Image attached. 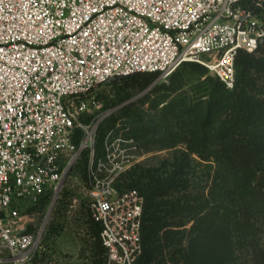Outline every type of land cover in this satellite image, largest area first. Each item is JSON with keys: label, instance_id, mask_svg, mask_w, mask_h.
Masks as SVG:
<instances>
[{"label": "built area", "instance_id": "2783aa9c", "mask_svg": "<svg viewBox=\"0 0 264 264\" xmlns=\"http://www.w3.org/2000/svg\"><path fill=\"white\" fill-rule=\"evenodd\" d=\"M261 42L264 0H0V264H57L37 216L85 151L103 264H136L145 199L122 183L146 154L112 130L96 157L98 128L114 109L94 91L116 77L168 78L184 62L233 89L238 51Z\"/></svg>", "mask_w": 264, "mask_h": 264}, {"label": "trees", "instance_id": "16d2710c", "mask_svg": "<svg viewBox=\"0 0 264 264\" xmlns=\"http://www.w3.org/2000/svg\"><path fill=\"white\" fill-rule=\"evenodd\" d=\"M252 1L247 0L248 3ZM235 68L236 82L232 90L212 74L201 80L210 72L198 63L185 62L181 64L180 71L173 73V77H180L179 87L175 90L194 83L198 92L203 87L206 96L205 101L190 110L194 115L191 122L181 123L175 106V126L180 124L179 128L185 131L184 137H179L178 141H170L166 135L172 121L168 115L146 125L141 123L140 114L134 113L132 122L136 124L130 127L128 123L120 131L125 137L135 139L142 149L150 145L169 148L181 142L186 145V150L175 152V165L170 173L163 175L140 170L137 178L126 182L128 175L136 173L137 166L123 177L122 186L137 189L145 199L143 253L136 264H162L166 248H172L170 252L175 257V227L195 220L193 230L196 222L202 224L197 238L205 236L211 227L213 217L204 213L207 209L216 210L214 206L207 204L209 200L202 201L200 196L187 193L191 186L188 174L192 161L206 162L214 172L209 176L212 180L210 196L217 204L224 199L235 198L255 185L264 193V42L252 53L239 50ZM158 77V73H141L114 78L113 84L120 85L117 98L124 101L135 93L146 91ZM127 107V111H132L134 104ZM103 124L97 131L96 157L104 156L106 137L110 131L116 130L113 127L108 131ZM80 134L77 132L78 136ZM89 158V152L85 151L80 161L81 168H87ZM92 223L97 236L98 264H103L101 228ZM256 257L255 264H264L263 253Z\"/></svg>", "mask_w": 264, "mask_h": 264}, {"label": "rangeland", "instance_id": "374dc122", "mask_svg": "<svg viewBox=\"0 0 264 264\" xmlns=\"http://www.w3.org/2000/svg\"><path fill=\"white\" fill-rule=\"evenodd\" d=\"M180 68L181 65L175 72L180 71ZM208 75L211 73L201 80ZM179 79V75L173 77V74L168 78L158 77L146 91L135 93L124 101L117 98L120 85L113 84L114 79L99 86L92 96L96 97L104 108L114 109L103 122V126H106V130L114 127V132L119 133L128 123L129 126L136 124L132 122L135 114H140L141 123L146 125L168 115L172 121L166 135L170 141H178L179 137H184L185 131L179 128L180 124L175 126V106L180 122L187 123L194 118L190 110L206 99L203 87L201 92H198L194 83L175 90L179 87ZM130 104H134L133 112L127 111ZM140 142L143 144L142 140ZM179 150H186V145L181 142L169 148L158 145L145 146V158L134 166H138L136 173L134 171L128 175L126 182L130 183L137 178L140 170H150L163 175L170 173L175 165V152ZM80 164L81 162L70 172L51 208L43 215L37 216L38 221L46 222V239L58 260L57 264H98L97 236L84 196L87 168H81ZM191 165L188 174L191 186L187 193L200 196L202 201H210L207 204L214 206L216 210L207 209L204 214L213 217V223L202 238H197L202 224L196 222V228H192L195 220L188 221L185 226L175 227V257L171 253L173 249L166 248L162 264H255L256 256L259 253L264 255L263 191L255 185L235 198L224 199L217 204L210 196L212 180L209 176L210 172H214L206 162L192 161Z\"/></svg>", "mask_w": 264, "mask_h": 264}, {"label": "water", "instance_id": "95a60500", "mask_svg": "<svg viewBox=\"0 0 264 264\" xmlns=\"http://www.w3.org/2000/svg\"><path fill=\"white\" fill-rule=\"evenodd\" d=\"M114 79V78H113ZM113 79H110L109 81L113 80ZM72 168L67 172L65 178H64V181L67 179V177L69 176L70 172H71Z\"/></svg>", "mask_w": 264, "mask_h": 264}]
</instances>
